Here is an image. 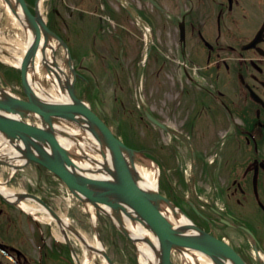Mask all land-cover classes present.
Returning a JSON list of instances; mask_svg holds the SVG:
<instances>
[{"label": "flooded vegetation", "instance_id": "obj_1", "mask_svg": "<svg viewBox=\"0 0 264 264\" xmlns=\"http://www.w3.org/2000/svg\"><path fill=\"white\" fill-rule=\"evenodd\" d=\"M99 1L77 0L90 7L78 9L77 24L91 28L90 47L75 57L77 93L113 129L107 100L115 112L121 106L128 125L154 126L164 195L245 264H264V0H109L104 21L91 17ZM130 20L125 39L121 28L130 31ZM48 25L60 35L57 21ZM0 241L9 246L0 264H37Z\"/></svg>", "mask_w": 264, "mask_h": 264}, {"label": "water", "instance_id": "obj_2", "mask_svg": "<svg viewBox=\"0 0 264 264\" xmlns=\"http://www.w3.org/2000/svg\"><path fill=\"white\" fill-rule=\"evenodd\" d=\"M5 1L12 11L18 15L15 8L16 4L14 5L12 0ZM17 1L21 5L29 26L35 33V39L32 45H29L20 67L22 84L27 99L7 92L0 93V133L26 158L25 163L17 165L16 169L25 168L34 162L46 167L58 176L78 199L84 203H91L95 208L110 215L119 229L134 243L135 239L125 224V218L140 221L148 228L150 227L161 240L163 249L161 264H174L172 253L178 247L197 249L214 258L217 264H224L223 260L245 264L232 246L200 229L195 223L190 222L186 226L175 228L173 223L166 218L159 203L160 201H166L172 204L170 199L159 191L149 192L144 190L135 179L130 164H135L136 157L140 152L117 137L113 129L92 109V106L78 97L75 89L76 70L68 44L54 33L44 21L39 12V0L37 1L35 14L30 10L26 0ZM40 23L43 25L46 41L50 37H55L67 52V61L74 78L73 83L68 88L70 99L65 102L42 99L34 92L27 79L29 65H31V62L35 64L39 45L43 38ZM49 70L50 68H48ZM62 89H64V85ZM34 118L42 120V126L28 121ZM64 120L78 123L84 131H91L100 143L104 142L114 156L116 178L113 180H96L76 171L74 172V161H72L69 152L61 147L53 133L54 124L57 121ZM82 122H85L86 125ZM127 154L131 163L128 162ZM0 164L12 166L11 162L2 159H0ZM0 196L11 202L1 191ZM24 199L36 200L62 226V217L42 197L33 193L21 192L19 201ZM189 227L193 228L198 234L186 233L185 230ZM67 242L71 246L69 238ZM0 249L6 251L4 244L0 243ZM103 250L102 253L108 263L115 264L106 249ZM72 251L78 263L81 264L76 250L72 248Z\"/></svg>", "mask_w": 264, "mask_h": 264}, {"label": "rangeland", "instance_id": "obj_3", "mask_svg": "<svg viewBox=\"0 0 264 264\" xmlns=\"http://www.w3.org/2000/svg\"><path fill=\"white\" fill-rule=\"evenodd\" d=\"M109 4V0H104V2L99 5V7H97V9L95 7L96 12L91 17L94 18L96 16L95 18H99V20H107V17L112 9V6H110ZM29 6L33 11H35L36 4H34V1L29 3ZM80 8L84 9L90 7L78 5L77 0H67V3L64 0H57V2L46 0L44 2V9L42 12L43 17L47 22H49V24L50 21H57L60 27L62 26L60 35L69 45L74 61L75 57H78V54L81 53L82 50H88V47H90L91 45V28L89 26L86 27V25L85 27H83V24H77L78 19L80 18L78 10ZM73 13L74 16H71L73 15ZM150 23L156 30L154 21L151 20ZM129 28L130 31H126L125 29L121 28L125 39H127V36L131 32V30L134 29V25L131 20ZM27 40L28 36L26 29L14 24L12 10L5 0H0V49L2 50H0V69L3 71L5 68H8L7 74L9 75V72L12 74V79L9 80L11 82L10 87L14 88V91L22 96L23 93L20 81V72L16 67L14 68L11 66V64H9L11 66L10 67L7 64V62L4 60L7 54H4L3 50L10 51V53L14 54L17 51V47H20L19 43L27 42ZM56 43L58 47L56 50L57 61L59 65L64 68V74L68 78L73 79L72 71L67 62V53L65 49L58 44L57 40ZM103 54L105 56L108 55L107 51L105 50H103ZM154 54L155 59L158 56V50ZM88 57H90L88 58V61H94V59H91V55H89ZM40 64H42V86H44L46 89L54 90L55 82L48 78L49 71L47 70L46 65L43 64L42 59L39 65ZM93 64L99 70V79L105 83L109 82L110 78L108 74L106 75L107 71L101 70V68H99V64L95 65V62H93ZM155 84L158 85L157 82H155ZM3 85H6V81L4 79V76L0 74V86ZM6 86L8 87V85ZM145 93L146 92L143 89H140L138 91L137 94L140 101H142V99H145ZM156 96H158V94H155L153 98H155ZM149 97L154 104V108L158 109V101L155 102L153 101L152 96ZM84 98L88 103H93L91 99H89V97L85 96ZM118 105L119 104H116L115 106V112L113 110L114 107H112V105L108 103V100L107 103H105V107H107V109H109L112 113L111 123L114 126V130L118 135H120L122 138H125L127 142L134 146H137L139 144L138 141H143L148 150L146 151L138 149L140 153H138L135 161L139 165L144 166L152 172L156 169L153 163H156V165H158L160 170V174L158 177L159 192L164 194V191L162 189L163 168L158 163V130H156L154 126L150 125H148V127H145V125L141 124L140 122H134V126L128 125V120L126 119V117L122 116L125 115V113L123 109H121V106ZM67 125L78 134L85 133L84 130L82 131L80 125L78 126L74 122H70ZM209 133L211 139L215 138L216 134L215 132H213V130H210ZM89 139L92 138L89 137ZM89 143L91 144L92 141L89 140ZM146 152L148 154H146ZM93 154L98 156V153H95L94 151ZM35 169L36 168H33L31 173L28 170H19L16 172L15 176L9 180L8 178L12 173V169L10 168V166L0 164V180L3 183H6L7 186L12 188L16 192H32L45 197L51 203L54 209L60 214V216H62L63 219H68L72 223V225L84 236H86L91 242L99 241L97 237V230L95 228V218H97V225L99 227L98 229L100 231V235L102 236V239L104 241V246L115 264H141L139 262L138 249L135 248L134 244L131 241L124 237V235L118 230L113 221L111 219H108L109 216L107 214L101 212L99 209L97 210L91 204L87 203L88 205L86 206L83 202H80L77 198L70 195L66 187L57 180H54L52 176H48L45 172H43L42 175L40 174V172H36ZM29 170H31V168ZM32 173L34 174V180L31 177L33 175ZM169 178L170 177L168 176L166 179L168 182H170ZM37 179L41 180L38 182ZM184 186L185 189H187L185 184ZM166 190L169 189L166 187ZM171 201L173 202V204L177 205L174 200L171 199ZM27 202L32 203L36 206L38 205L31 200H27ZM162 202L165 201H160L159 204L161 205ZM1 210L4 213L0 217V240L12 242L14 245L24 251L28 257L33 259L32 261H34V263L37 264L40 255L39 253H41L42 249L44 250L42 251L41 255H44L46 252L50 253L48 256L44 257V264H77L71 251L67 250L66 246L63 244V241L59 238L58 234L61 233L62 230L60 229V227H58L55 220L50 221L46 218H35L33 215L26 213L20 207L15 206L13 203L5 202L3 199H0V211ZM39 214L50 215L46 212H39ZM28 215H30L32 219H29L27 217ZM34 220H36L37 223ZM68 232L70 234V237L72 238L76 250L78 251L80 259H85V255L87 252L86 245L74 231L68 230ZM39 233L45 235L44 239L46 246L41 249L40 245L42 242V238H40ZM56 240L62 243L60 248L54 246ZM52 248L55 250H51ZM58 253L64 254L65 260H59L56 256V254ZM175 253L174 264H185L184 257L181 255V251L177 250ZM3 259L5 261V258ZM94 264H104L103 258L98 257Z\"/></svg>", "mask_w": 264, "mask_h": 264}, {"label": "bare ground", "instance_id": "obj_4", "mask_svg": "<svg viewBox=\"0 0 264 264\" xmlns=\"http://www.w3.org/2000/svg\"><path fill=\"white\" fill-rule=\"evenodd\" d=\"M46 0H39V12L42 15L43 9H44V2ZM12 2L15 5V8L18 11V15L14 13L13 11V21L14 24L20 27L26 28L28 40L24 43H19L20 47H17L16 53H10V51H4V54H7L4 58V60L11 65L14 66H20L23 62L24 56L26 55L29 45L33 43L35 39V33L29 26V22L26 19L24 12L21 8V5L18 3L17 0H12ZM9 6V5H8ZM10 7V6H9ZM11 9V8H10ZM12 10V9H11ZM44 21H46L45 18H43ZM40 27L42 29V41L40 43L39 51L36 55L35 64L30 63L28 68V74L27 79L30 83L29 85L32 87L34 92L41 97L44 100L48 101H54V102H65L70 99L68 88L73 83V79L66 78V75L64 74V68L59 65L56 57V50H57V43L56 40L53 37H50L48 41H46L45 33L43 31V25L40 23ZM58 42V40H57ZM59 43V42H58ZM18 45V46H19ZM1 50V49H0ZM2 51V50H1ZM42 59L43 64L46 65L47 70H49V76L51 80L55 82V91L53 89H46L44 86H42L41 81V71H42V64L39 65L40 61ZM64 85V89H62ZM3 92H7L10 94H14V92L9 87H0V93L3 94ZM74 121H57L54 126V135L56 137V140L58 143L66 149L71 158L72 161L75 163V168L73 169L74 172L76 171L79 174H83L87 177H90L92 179L96 180H113L116 178L115 175V168H114V156L112 152L108 149V147L103 143H100L99 140L93 135L91 131H85V133H77L74 132L67 124ZM76 123V122H74ZM84 125H86L85 122H82ZM43 121L41 120L37 125L42 126ZM78 126L79 124L76 123ZM81 127V126H80ZM82 128V127H81ZM84 129L82 128V131ZM81 134V135H80ZM117 137L120 138V135L115 133ZM91 137L92 139H89ZM121 139V138H120ZM89 140L92 141V143H89ZM93 151L95 153H98V156L93 154ZM128 162H130V158L127 154ZM0 159L6 160L11 162L12 166L10 168L12 169V173L9 176V180L15 176L16 172L21 169H16L17 165H23L26 161V158L24 155H21V153L10 143L6 137L0 133ZM155 166V170L149 171L147 168H145L142 165H139L136 163L134 165L130 166L132 167V171L134 173L135 179L140 187H142L144 190L149 192H156L159 189V174L160 170L158 165L156 163H153ZM6 165V164H2ZM9 166V165H6ZM94 171V172H93ZM0 191L1 193L9 200L16 201L20 204V207L29 213L33 214L35 217L38 218H46L50 221L53 219L52 214L40 203H38L36 200H31L35 202L36 205H33L32 203L27 202L28 199L24 201H19V194L21 192H16L12 188L6 185V183H3L0 180ZM91 204V203H89ZM94 206L93 204H91ZM89 207V206H88ZM95 207V206H94ZM161 210L163 214L166 216L167 219L170 220V222L173 223L175 228H181L183 226H186L188 223H190L192 220L185 215L184 211L178 207L175 204H170L162 202L160 205ZM48 212L50 215H41L39 212ZM126 226L129 229V231L132 234V237L135 239V243L139 249V259L142 264H161L162 259V245L161 240L159 236L149 227H147L145 224H142L140 221L127 219L125 218ZM62 231L65 230V233L67 230L74 231L78 237L83 241V243L87 247V252L85 255V259L81 260L82 264H94L96 259L98 257H102L104 260V264L108 263L107 259L103 255V249L102 243L100 241L98 242H91L86 236H84L81 232L78 230H75L72 226V223L68 219H63L62 222ZM188 234H198L193 228H187L185 230ZM60 239L66 240V236L62 233L58 234ZM179 250L181 251V255L184 257L185 264H217L214 260V258L210 257L209 255L198 251L197 249L192 248H176L175 251H173V262L175 252ZM241 257V256H240ZM243 260V259H242ZM244 261V260H243ZM224 264H236L234 261L230 260H223Z\"/></svg>", "mask_w": 264, "mask_h": 264}]
</instances>
